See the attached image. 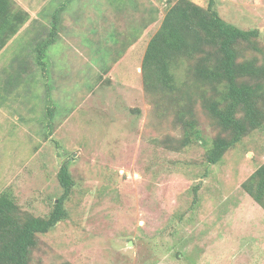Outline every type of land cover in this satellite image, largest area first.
I'll list each match as a JSON object with an SVG mask.
<instances>
[{"label":"rangeland","instance_id":"1","mask_svg":"<svg viewBox=\"0 0 264 264\" xmlns=\"http://www.w3.org/2000/svg\"><path fill=\"white\" fill-rule=\"evenodd\" d=\"M13 1L30 18L0 51V194L45 217L64 163L75 181L31 263L264 264V208L243 187L264 164V124L210 163V124L176 148L170 104L146 94L144 54L176 0ZM215 2L264 49V0Z\"/></svg>","mask_w":264,"mask_h":264},{"label":"trees","instance_id":"2","mask_svg":"<svg viewBox=\"0 0 264 264\" xmlns=\"http://www.w3.org/2000/svg\"><path fill=\"white\" fill-rule=\"evenodd\" d=\"M215 5V0H209L206 7L193 0L170 4L142 63L147 96L154 97V106L169 103L163 107V116L173 114V124L183 129L176 148L192 141L200 131L198 124H210L214 134L206 154L210 163L220 161L236 143L264 124L260 30L237 27L223 19ZM65 6L56 8L51 38L40 46L41 64H45V48L55 41L59 13ZM14 8L13 0H0V51L30 18L29 13L15 12ZM58 176L63 192L45 217L21 210L8 190L0 194V264H32L31 253L39 234L49 232L66 217L65 201L75 185L67 163ZM243 187L264 208V164Z\"/></svg>","mask_w":264,"mask_h":264}]
</instances>
